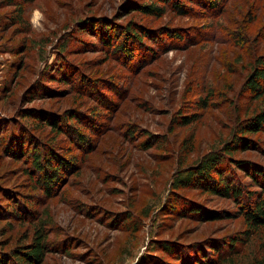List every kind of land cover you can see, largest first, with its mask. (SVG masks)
I'll return each mask as SVG.
<instances>
[{
  "label": "rangeland",
  "instance_id": "1",
  "mask_svg": "<svg viewBox=\"0 0 264 264\" xmlns=\"http://www.w3.org/2000/svg\"><path fill=\"white\" fill-rule=\"evenodd\" d=\"M10 1L0 0V257L26 262L17 254L36 232L37 264H180L231 242L240 261L264 254V224L244 216L264 198V122L244 128L264 111V87L249 82L264 64V0ZM103 24L130 56L100 40ZM125 30L142 38L123 42ZM34 150L67 165L47 192ZM211 156L240 194L177 182Z\"/></svg>",
  "mask_w": 264,
  "mask_h": 264
},
{
  "label": "trees",
  "instance_id": "2",
  "mask_svg": "<svg viewBox=\"0 0 264 264\" xmlns=\"http://www.w3.org/2000/svg\"><path fill=\"white\" fill-rule=\"evenodd\" d=\"M2 1V0H1ZM3 1H9L12 2L10 0H3ZM168 0H162L164 6L165 3H167ZM167 6V5H166ZM172 8H174L175 10L181 11L183 12V10L181 9V6L177 3L175 4H171ZM139 9L143 12L146 13H150V14H159L162 10V7H154L153 4L147 3V4H142L139 6ZM104 28V32L102 34V40L104 44H106V46H110L112 45L113 48H115L116 50L119 49L120 52L123 53H128L130 54L131 51L126 48V45H122L120 43H116L118 42V37H116L117 39L115 41H113V43L111 42V37L108 36V34H106V31H108V27L107 24H103L102 25ZM125 36H124V41H131V42H135L136 40H139L142 38V34L139 33H132L131 35L128 36V30H125ZM130 34V33H129ZM100 37V36H99ZM130 37V39H129ZM132 39V40H131ZM114 42L116 44H114ZM110 44V45H109ZM127 54V55H128ZM130 56V55H128ZM250 80L249 82L251 83L250 85V89H252L254 92L256 91H260L263 90L264 87V64L261 66V68H259L257 71H255L251 76H250ZM26 116V115H25ZM186 123L188 121H185ZM264 122V111L260 112L258 115H256V117L253 119V121L244 124V128L245 130H258L260 125ZM54 126H57V121L52 122ZM31 155V164L30 166H32L31 168L34 169L35 172L37 173H41L40 177L41 179L43 178V188L45 189V191H49L50 187L49 185L52 183H57L58 180L61 179L62 174L59 173V171L57 172L58 168H60L61 166H64L66 168V166L64 165L65 163H63L62 161H60L58 159V156L54 155V153H46L45 154V160H41L40 159V153L38 151H33L32 153H30ZM49 157H52V161H54V166H51V159H49ZM49 159V160H48ZM202 164L199 165V170L197 171H193L197 174L194 175L193 172H190L189 174L184 176H179L177 177V182H179V184H183L186 185L189 183V179L196 177L195 181L193 184L200 186L199 184H201L202 186H205V188H207V190L213 192V193H220L223 195H232V196H237L238 194H240V188H236V187H232L229 186L228 184H226V182L223 179V172L222 169L218 168L221 165V159L219 157L216 156H211V158L205 157L203 158V161H201ZM63 167V169H64ZM215 170V176H213V178L209 175V171H211L210 169ZM217 168V169H216ZM255 171H258L259 173L262 174V176H264V172L261 169H256ZM185 179V180H184ZM38 181H40V178L37 179ZM41 183V182H40ZM59 185V184H58ZM56 185V186H58ZM176 185V183H175ZM14 206V205H13ZM186 207H183V209H185ZM189 209V208H187ZM199 210V209H198ZM196 212L199 214V212L197 211V209H195L194 207L191 209L190 213L192 214H196ZM244 216L246 217V219L248 220V222L250 223V225H252V228L255 227H259L260 225L264 224V198L259 199L258 201H256V203L254 204V206L252 207V209L250 210H246L244 212ZM43 237L44 235L39 232H36V237L34 239V241L32 242V244L29 246L28 251H19L18 252V256L23 257V260L26 262L20 263V261H18L17 257L13 254H11L9 257L6 256H2L0 257V264H37L39 262H41L42 260V255L43 252L45 251L46 247L43 241ZM234 244L233 242L229 243L227 245V251L229 250L230 252L228 253H224L223 256L220 255L219 250H217V255L215 253V257L214 254H212V256H208L205 254L202 256H197L196 257V261L194 262L192 257H179V262L184 263V264H242L239 260V254L238 251H235L234 248ZM231 248V249H230ZM215 249V248H214ZM225 251V249H223V252ZM235 251V252H234ZM226 255V256H225ZM243 264H264V254L259 256H253V258L250 261L247 262H243Z\"/></svg>",
  "mask_w": 264,
  "mask_h": 264
}]
</instances>
